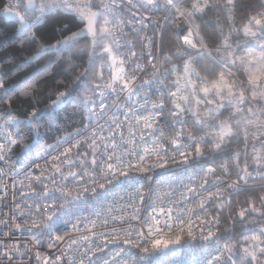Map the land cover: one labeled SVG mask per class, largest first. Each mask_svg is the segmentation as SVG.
<instances>
[{
    "label": "built area",
    "instance_id": "2783aa9c",
    "mask_svg": "<svg viewBox=\"0 0 264 264\" xmlns=\"http://www.w3.org/2000/svg\"><path fill=\"white\" fill-rule=\"evenodd\" d=\"M9 2L6 0V5ZM41 2L43 0H36L37 8L30 22L40 16ZM55 2L59 7L48 12L34 28L57 12L72 14L80 20L64 4L75 5L87 0ZM101 2L104 5L109 0ZM116 2L118 7L109 12L108 19L114 21L113 26L119 25L115 31V44L123 64L119 62L117 65L111 59L100 64V83L95 100L88 104L86 123L39 149L13 172L7 170V159L16 146L6 152L5 161H0V264H43L44 260L49 264L54 261L57 264H69V261L80 264L81 260L83 264H104L105 260L116 264L112 258L117 253L120 264H154L161 257L163 264H197L208 252L215 254L216 248L224 247L210 244L221 225V218L215 212L216 202L233 192L264 187V167L260 163L253 167L244 165L237 178L230 177L228 171L223 172L222 165L201 157L189 158L186 164L179 157L176 161L169 159L166 168H155L147 173L125 167L129 162L138 163V156L144 154L145 148L154 151L157 145L160 151H167L171 156L173 150L167 140L181 129L184 131V127L173 123L170 136L158 132V125L166 112V77L151 78L157 68L154 32L164 27L174 10L165 8V0H157L159 7H144L143 0ZM11 3L16 4L17 0H11ZM176 21L181 25L184 20L183 17L177 18L176 14ZM183 30L184 43L189 26ZM189 38L195 43L194 32ZM133 74L136 78L130 90L135 94L131 97L127 91L117 95L105 87L118 76L127 78ZM102 91L103 96L100 95ZM161 102L164 104L163 115L156 118L152 129L143 131L142 137L143 121L137 125L133 114L150 116L159 111L152 105ZM114 119L119 127L113 123ZM4 121L0 117V143H7L9 134L13 137L9 124ZM133 132L135 137L130 135ZM93 139L95 144H92ZM77 143L80 146L74 147ZM65 152H68L67 156ZM109 156L113 159L109 160ZM93 159L97 161L96 166L91 163ZM155 161V156L148 157L149 164ZM108 164L117 174H109L105 179L101 172L107 170ZM208 168L216 171L206 177L207 183L204 184ZM121 169L128 171L129 175H119ZM98 183H103L104 187L99 188ZM44 185H47L48 196L44 195ZM85 187L90 190L84 192ZM190 187L196 191L189 192ZM93 188L95 192L91 191ZM201 201L205 203L203 210L199 208ZM53 203L55 209L50 207ZM53 211L55 227L52 235L47 230L26 226ZM216 218L219 223L215 222ZM166 223L171 225L170 229L165 227ZM189 223L194 238L187 235ZM17 224L22 225L19 230L15 228ZM209 229L213 236L204 239ZM57 235L63 239L55 240ZM177 235L182 236L179 243L174 242ZM113 237L117 239L114 241ZM126 239L133 243H124ZM157 240L163 243L154 249L152 244ZM164 243L169 246L165 248ZM140 245L148 248V252H144ZM14 246L17 251L12 250ZM4 253L11 259L3 258ZM166 254L168 256L164 257Z\"/></svg>",
    "mask_w": 264,
    "mask_h": 264
},
{
    "label": "trees",
    "instance_id": "16d2710c",
    "mask_svg": "<svg viewBox=\"0 0 264 264\" xmlns=\"http://www.w3.org/2000/svg\"><path fill=\"white\" fill-rule=\"evenodd\" d=\"M207 1L209 6L205 13L194 18L193 32L199 51H189L184 45L181 29L189 26V23L183 17L182 25H177L175 12L171 13L160 31L154 32L157 68L151 78L166 77V112L158 125V132L170 136L171 125L180 123L184 127L185 137L192 134L196 138L204 137L209 141L215 138V132L220 125L225 123L231 125L233 135L226 138L221 149L216 151L206 149L201 158L226 166L230 177L237 178L244 165L248 164L251 167L254 165L249 162L247 143L235 124L242 115L249 116L247 109L252 107L245 103L247 107H244L240 117L234 113L235 107H229L227 104L215 113L218 105L215 101L213 102L215 107L213 103L205 102L203 88L207 81L215 78L208 75L213 70L217 76L220 71L227 73L231 70L232 79L237 83L246 81V72L239 66V61L235 66L223 67L230 53L218 49L227 44L231 46V52L236 56L245 55L255 44L242 34L244 24L248 17L264 9L260 7V0H233L231 5L228 0ZM195 2L197 0H178L177 7L182 11H190L192 3ZM92 3L102 10L101 0H92ZM5 5L6 0H0V12ZM27 15L31 20L34 13L27 12ZM83 27L84 22L74 15L57 12L49 15L41 26L34 28V31L44 36L50 43L56 44L73 33L81 32ZM17 28L16 23H6L0 18V79L5 81L10 94L22 81L34 80L36 95L35 99L23 102L13 96L11 111L17 115L18 122L10 123L9 129L14 138L23 139L26 147L18 144L12 150L7 159L8 172L21 167L42 147L86 123L88 104L95 100L97 85L100 83V64L109 59V54L104 49L111 45L107 37L98 38L93 47V38L82 33L70 48L34 55L35 46L22 43L23 38L19 36ZM186 61H191L193 71L190 73L184 71ZM188 82L192 83V87ZM59 91H71L73 100L56 109L52 117L39 116V123L35 125L39 129V135L33 134L30 131L31 126L24 122L23 113L31 111L33 107L39 112L45 111L56 99ZM170 92H176V97L170 96ZM182 97H188V101ZM194 99L200 103H194ZM83 100H88L89 103L84 105ZM173 101L188 110L173 118L171 116ZM210 109L213 110L211 113ZM6 110L7 105L0 106V117L3 120L8 118L5 115ZM197 119L203 120L204 125H198ZM262 119L264 121V112ZM260 197H264V187L230 193L215 204L217 206L215 212L221 218V225L210 244L234 245L233 260L236 264H241L240 242L249 237H259L261 230L264 229V200ZM253 204L256 211H252ZM243 209H248V212L241 219L238 213ZM167 256L168 254L164 257ZM154 264H163V257L157 258Z\"/></svg>",
    "mask_w": 264,
    "mask_h": 264
},
{
    "label": "snow or ice",
    "instance_id": "6c2138e0",
    "mask_svg": "<svg viewBox=\"0 0 264 264\" xmlns=\"http://www.w3.org/2000/svg\"><path fill=\"white\" fill-rule=\"evenodd\" d=\"M229 5L233 4V0H228ZM143 6L148 7H159L157 0H143ZM165 8L167 10H174L177 14V18L184 17V19L189 23V31L188 36L184 37V44L191 45L192 48H196L197 44L194 43L189 37L193 35V27H194V18L196 17L197 13H202L205 8L209 5L197 2L192 3L190 11H182L179 7H177V0H165ZM59 7V5L52 0L51 3L48 0H43V2L39 5V12L40 16L36 17L35 22H30V19L27 15V12L31 9H36L37 4L36 0H27V4L23 3V0H17L16 4L10 2L3 7L2 12L0 15H4L7 17L13 18L17 25V31L20 37H22V43H27L28 45H34V55H40L43 53H47L52 49H63V48H70L73 46V43L77 40V37L80 36L82 33H86L92 36V45L95 47L98 38L104 39L107 37H112V42L116 43L115 31L119 27V25H114V21L108 19V14L110 11H114L118 4L116 0H109L108 3L103 5L102 10L100 8H96V5L92 3V0H87L86 3H78L75 5H69L67 3L64 4L65 8H68L75 12L76 16L82 21L85 22L86 27L81 29L79 33H73L72 36L65 38L64 40L57 41L56 44L50 43L44 36L38 35L36 31H34L35 23L41 22L45 15L52 11L54 8ZM260 7L264 9V0H260ZM96 8V10H93ZM23 9V12L20 10ZM103 20V25H100V21ZM243 33L246 37H250L255 39L259 45L258 51L259 55H256L255 51H248L245 55L236 56L235 53L231 52V46L225 44L222 49L230 53L229 57L225 59L223 63V67H228L229 65L235 66L237 61L243 67V70L247 73L246 81H241L237 83L234 79H232L231 70L227 73L224 71H220L219 75L217 76L215 70L208 73V75L215 76V78L211 81L206 82V86L203 88V92L205 93L204 100L206 103H213L214 101L217 103L218 108H224L225 104L229 107H236L237 111H240V105L248 102V96L246 93L251 94L252 100H258L264 102V76L257 75V72H264V11L257 12L256 15L250 16L247 18L246 23L243 27ZM105 52H108L111 55V48L105 47ZM186 51V50H185ZM133 55H135L133 53ZM202 55V54H201ZM113 62H115V57H112ZM123 64V61H120ZM155 68V65H152ZM139 68V65H137ZM141 71L143 69H140ZM185 73H190L193 71L191 68V61H186L184 65ZM135 72V70H134ZM135 75H131L127 78L124 76H118L115 78L111 83L105 85L107 89L111 92L116 93L119 95L122 92L127 91L128 96L131 97L135 94L134 90L131 89V85L135 80ZM22 85V86H21ZM118 85V87H117ZM99 87V85H97ZM211 94V95H209ZM36 95V85L34 80H24L21 82L20 85H17L16 89H13L11 94L9 93V89L6 88L5 81L0 79V106L7 105V109L5 111V115L8 117L4 123L10 124L14 122H18L17 115L13 114L12 106H13V96L16 97L17 100L23 101H30L35 99ZM101 96L104 95L102 91L100 93ZM170 96L176 97V92H170ZM185 101H188V97H182ZM73 100V93L71 91H59L56 95V99L52 102V104L46 109L45 111L39 112L34 107L31 111H27L23 113L25 117V123L31 126L30 131L35 134L39 135V129L35 127L39 123V116L41 115H48L52 117L55 113L56 109L60 107L62 104L70 103ZM197 104L200 103L199 100L196 101ZM84 105L89 103L88 100H83ZM174 108L171 110V116L173 118L178 117L181 112H184L188 109L182 107L180 104L175 103L173 101ZM153 109H159V111L154 112L150 116L145 115H135L133 114V119H135L136 124L139 125L143 121V129L141 135L143 137V131L153 128L154 122H156V118L158 116L163 115V108L164 104L161 102L159 105L153 104ZM91 110V109H90ZM213 110H209L211 113ZM251 111V108H249ZM222 115V113H220ZM127 118V117H126ZM113 123H116V126L119 127L116 119L113 120ZM196 123L198 125L203 126L204 121L201 119H197ZM132 137H135V133L130 134ZM233 135L232 126L225 123L219 126L218 130L215 132V138L213 140L206 141L204 137L196 138L192 134H189L187 137L184 135L183 129L180 132L176 133L174 136L170 137L167 140V144L172 148L173 154L171 156L168 155L167 151H160L159 145H157L156 150L150 151L148 148L144 149V154L138 156V163H131L129 162L125 165L126 168L135 170L137 172L147 173L150 172L152 169L155 168H166L168 165L169 159L172 161H176L177 157L184 162L185 164L188 163L189 158L195 159L198 157H202L204 155V151L209 149L211 151H216L221 149L222 145L226 142V138ZM96 136V133H93V137ZM111 138L109 137V141ZM135 143V140H132ZM20 145L21 147H26L24 145L23 139L20 137L13 138L10 134L7 136V143H0V161L6 160V152H10L13 146ZM92 144H95V139L92 140ZM74 147H79L80 144L77 143L73 145ZM107 147V145H106ZM115 148L116 146L113 145ZM71 150L69 149L68 152ZM68 152H65L64 155L67 156ZM86 154V153H85ZM132 155V153H129ZM155 156L156 161L154 163L149 164L148 157ZM54 159H58V157H54ZM109 160L113 159L112 156L108 157ZM120 163H123L119 157L116 158ZM93 166L97 165V161L93 159L91 161ZM141 165H144L143 167ZM216 169L208 168L205 173L204 184L207 183L206 177L208 175L215 174ZM223 172H227V167H222ZM246 171V169H245ZM111 174L115 176L117 173L113 171L112 165L108 164L107 170L101 172L102 177L105 179L107 176ZM119 175L121 176H128L129 172L121 169L119 171ZM147 178V177H146ZM39 179V178H37ZM203 187V184L200 185ZM31 189V185L28 186ZM99 188H103V183H98ZM229 188L233 187L232 185H228ZM45 192L44 195L48 196L49 193L47 191V185H44ZM84 192H88L90 189L85 187ZM91 191L95 192L96 189L93 188ZM139 189H137V193L139 194ZM189 192H195V188H188ZM187 199V197H185ZM261 200H264V197H260ZM53 209L56 208V204L53 203L50 205ZM62 207V205H61ZM200 209H205V203L203 201L199 204ZM256 207L253 204L252 211H256ZM195 211V210H193ZM222 211V209H221ZM248 209L241 210L238 215L241 219L245 217L247 214ZM55 215V211L50 213L47 216H42V218L38 220H33L30 225H26L32 229H40L41 231L47 230L49 235H52L53 229L55 227V223L52 222V216ZM168 215L171 217V210H168ZM216 223H219V219L216 218ZM7 224V221L4 222ZM22 225L17 224L15 228L19 230ZM75 227V225H73ZM166 228H171L170 224H165ZM152 229L149 228V231ZM159 231L160 229H156ZM184 230L181 229V232ZM143 236V233L140 234ZM187 235L189 237H193V232L191 230V223L188 225ZM213 236V232L209 229L208 234L204 239H210ZM182 236L177 235L175 238V243H179ZM194 238V237H193ZM63 237L57 235L55 236V240L59 241L62 240ZM117 238L113 237L115 241ZM124 243L132 244L131 240H125ZM162 241H155L152 244V247L155 249L157 248ZM54 245H49V247H53ZM167 248L169 245L168 243H164L163 245ZM144 252H148V248L143 247L140 245ZM234 245L225 244L223 248H216L215 254L212 252H208L201 261H198L197 264H234L233 257L235 253L233 252ZM13 251H17L18 249L14 246ZM242 255L240 256L241 264H264V229L261 230V234L259 237H254L250 243H247V246L242 247L241 249ZM227 254V255H226ZM119 253H117V256ZM117 256H113V260L116 261V264H120V261L117 259ZM3 258L11 259L8 257L7 253L3 254ZM37 259H40L39 254H37ZM43 264H49L48 260H44ZM53 264H57V262H53ZM71 264V261H69ZM80 264H83V260L80 261ZM104 264H109V261L105 260Z\"/></svg>",
    "mask_w": 264,
    "mask_h": 264
},
{
    "label": "rangeland",
    "instance_id": "374dc122",
    "mask_svg": "<svg viewBox=\"0 0 264 264\" xmlns=\"http://www.w3.org/2000/svg\"><path fill=\"white\" fill-rule=\"evenodd\" d=\"M199 3L201 5L203 4H207L208 5V1L207 0H199ZM207 8L204 9V11L202 13H197V15H202L203 13H205V10ZM191 10V8H190ZM175 20H176V16H175ZM176 24H177V21H176ZM102 25H103V20H102ZM101 25V26H102ZM178 25V24H177ZM182 25V24H181ZM184 28H188V26H185ZM182 28L181 31L184 29ZM193 30V29H192ZM184 31V30H183ZM182 34V33H181ZM242 34L244 35L243 33V30H242ZM245 36V35H244ZM79 37V36H78ZM246 37V36H245ZM110 39V43L111 45H108L109 48H111V55L109 54V59H112V57H115V62L117 65L119 64L120 62V56H119V53H118V50H117V46L115 43L112 42V37H108ZM249 39H251L252 41H254V44L253 45V48H251L249 51H255L256 52V55H259V51H258V48H259V45L257 43V41L255 39H252L250 37H247ZM198 47H196V49L194 48H187L189 51H192V52H195V51H199L197 50ZM52 50H57V49H52ZM239 66H241V64L239 63ZM247 75V74H246ZM257 75H260V76H264V72H257ZM190 83V82H188ZM192 87V83H190V85ZM248 96V102L246 103H249L250 106L252 107L251 108V111H249V109H247V111H249V116L246 117V115H242V113L244 112L243 110L247 107L245 105V103L243 105H240V111H237L236 107H235V111L234 113L240 117V115H242L240 117V119H238V121L235 122L236 126L238 127L239 131L243 132L245 128H253L254 131H259V133H255L253 134L255 138H259V135H261L260 133H264V121L262 119V115H263V112H264V102L262 101H258V100H252L251 98V94H246ZM194 103H196V99L193 100ZM214 104V103H213ZM64 104H62L60 107H62ZM262 105V106H261ZM261 106V107H260ZM60 107H58L57 109H59ZM195 109L197 110V107H196V104L194 105ZM214 107H215V104H214ZM245 107V108H244ZM220 110V108H217L215 109V113H218ZM252 125V126H251ZM257 237V236H255ZM254 237H249V238H246L244 240H242L240 242V248L242 249V247L244 246H247V243H250L252 240H253ZM242 253V252H241Z\"/></svg>",
    "mask_w": 264,
    "mask_h": 264
},
{
    "label": "crops",
    "instance_id": "0c3cea01",
    "mask_svg": "<svg viewBox=\"0 0 264 264\" xmlns=\"http://www.w3.org/2000/svg\"><path fill=\"white\" fill-rule=\"evenodd\" d=\"M241 69L243 70V67ZM256 132L259 133V131H254L252 127H247L243 132L241 131L242 137L247 143L246 150L248 149L250 164L260 163L264 167V133H260L259 138H255L253 134Z\"/></svg>",
    "mask_w": 264,
    "mask_h": 264
},
{
    "label": "water",
    "instance_id": "95a60500",
    "mask_svg": "<svg viewBox=\"0 0 264 264\" xmlns=\"http://www.w3.org/2000/svg\"><path fill=\"white\" fill-rule=\"evenodd\" d=\"M27 4V0H26V3H25V5ZM35 9H31V10H29L28 12H33ZM2 12V11H1ZM0 18L1 19H3L6 23H16V21L13 19V18H11V17H7V16H4V15H0ZM17 24V23H16ZM86 27V24H85V22H84V27L83 28H85ZM88 37H92V36H90V35H88V34H86Z\"/></svg>",
    "mask_w": 264,
    "mask_h": 264
}]
</instances>
